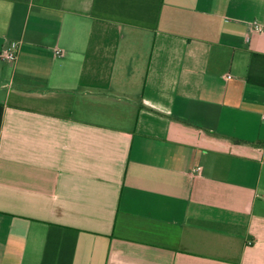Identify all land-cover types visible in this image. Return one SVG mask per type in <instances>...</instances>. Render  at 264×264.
Returning <instances> with one entry per match:
<instances>
[{
    "label": "crops",
    "instance_id": "obj_1",
    "mask_svg": "<svg viewBox=\"0 0 264 264\" xmlns=\"http://www.w3.org/2000/svg\"><path fill=\"white\" fill-rule=\"evenodd\" d=\"M255 21L264 0H0V264H264Z\"/></svg>",
    "mask_w": 264,
    "mask_h": 264
},
{
    "label": "built area",
    "instance_id": "obj_2",
    "mask_svg": "<svg viewBox=\"0 0 264 264\" xmlns=\"http://www.w3.org/2000/svg\"><path fill=\"white\" fill-rule=\"evenodd\" d=\"M252 28L257 33H264V26L262 24H260L259 22H257V21L252 23ZM1 57H2V59H6V60H12V61L16 60L17 52H16L15 47L6 48L2 52Z\"/></svg>",
    "mask_w": 264,
    "mask_h": 264
}]
</instances>
